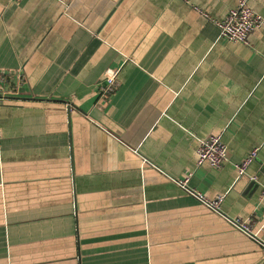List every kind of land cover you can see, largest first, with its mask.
I'll return each mask as SVG.
<instances>
[{
    "label": "crops",
    "instance_id": "1",
    "mask_svg": "<svg viewBox=\"0 0 264 264\" xmlns=\"http://www.w3.org/2000/svg\"><path fill=\"white\" fill-rule=\"evenodd\" d=\"M238 2L0 0V264L264 262V22L223 37Z\"/></svg>",
    "mask_w": 264,
    "mask_h": 264
},
{
    "label": "built area",
    "instance_id": "2",
    "mask_svg": "<svg viewBox=\"0 0 264 264\" xmlns=\"http://www.w3.org/2000/svg\"><path fill=\"white\" fill-rule=\"evenodd\" d=\"M264 19L251 5L250 0H239L238 4L232 7L226 16L217 21L220 33L223 37L241 42L244 44L250 43L252 33L263 25ZM120 67H111L106 70L103 82L100 85V95L107 99L111 97L119 86ZM3 102V97L0 96V103ZM258 149H253L247 157L238 165L240 175H244L249 164L257 157ZM228 158L227 146L222 140L221 135L215 134L201 141L198 147L197 164L205 163L214 167H222ZM190 174L177 180L178 184L184 188L189 194L196 197L199 201L205 204L211 210L223 214L221 205L224 196L219 195L215 198H209L204 193L192 188L189 185ZM260 199L264 203V187L260 192ZM232 222L245 233L250 236H255L250 225L247 222L232 220Z\"/></svg>",
    "mask_w": 264,
    "mask_h": 264
},
{
    "label": "water",
    "instance_id": "3",
    "mask_svg": "<svg viewBox=\"0 0 264 264\" xmlns=\"http://www.w3.org/2000/svg\"><path fill=\"white\" fill-rule=\"evenodd\" d=\"M261 264H264V262H263V263H261Z\"/></svg>",
    "mask_w": 264,
    "mask_h": 264
}]
</instances>
